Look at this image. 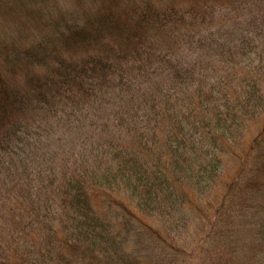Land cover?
<instances>
[{"label":"trees","instance_id":"1","mask_svg":"<svg viewBox=\"0 0 264 264\" xmlns=\"http://www.w3.org/2000/svg\"><path fill=\"white\" fill-rule=\"evenodd\" d=\"M0 0V264H264V0Z\"/></svg>","mask_w":264,"mask_h":264},{"label":"rangeland","instance_id":"2","mask_svg":"<svg viewBox=\"0 0 264 264\" xmlns=\"http://www.w3.org/2000/svg\"><path fill=\"white\" fill-rule=\"evenodd\" d=\"M65 2L62 3L61 7L63 9H73L76 6V1L75 0H64ZM0 32L1 34H3V36L5 37V39L8 40H14L17 41L20 44L23 43H30V41L33 40H37L38 38H40V36L38 35V33L33 29L32 26H28L27 30L25 32H22L21 39H18V37H16L15 35V29L11 28V27H2L0 28Z\"/></svg>","mask_w":264,"mask_h":264}]
</instances>
